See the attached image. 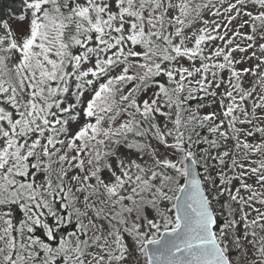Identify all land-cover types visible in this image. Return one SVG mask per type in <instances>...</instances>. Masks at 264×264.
<instances>
[{
  "label": "snow or ice",
  "instance_id": "6c2138e0",
  "mask_svg": "<svg viewBox=\"0 0 264 264\" xmlns=\"http://www.w3.org/2000/svg\"><path fill=\"white\" fill-rule=\"evenodd\" d=\"M0 264H264V0L0 8Z\"/></svg>",
  "mask_w": 264,
  "mask_h": 264
},
{
  "label": "trees",
  "instance_id": "16d2710c",
  "mask_svg": "<svg viewBox=\"0 0 264 264\" xmlns=\"http://www.w3.org/2000/svg\"><path fill=\"white\" fill-rule=\"evenodd\" d=\"M0 8L3 9L5 13L19 8V0H0Z\"/></svg>",
  "mask_w": 264,
  "mask_h": 264
}]
</instances>
